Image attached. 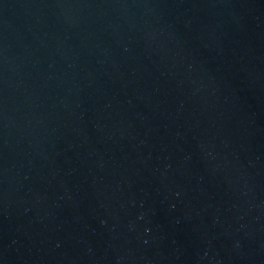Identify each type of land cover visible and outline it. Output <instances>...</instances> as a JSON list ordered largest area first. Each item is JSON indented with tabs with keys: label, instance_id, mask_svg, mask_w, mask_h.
Instances as JSON below:
<instances>
[{
	"label": "water",
	"instance_id": "water-1",
	"mask_svg": "<svg viewBox=\"0 0 264 264\" xmlns=\"http://www.w3.org/2000/svg\"><path fill=\"white\" fill-rule=\"evenodd\" d=\"M0 264H264V0H0Z\"/></svg>",
	"mask_w": 264,
	"mask_h": 264
}]
</instances>
